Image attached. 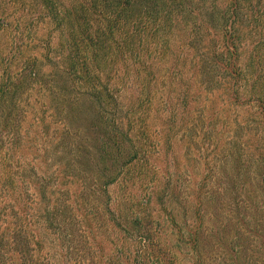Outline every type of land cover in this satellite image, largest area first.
I'll return each instance as SVG.
<instances>
[{"label": "rangeland", "instance_id": "rangeland-1", "mask_svg": "<svg viewBox=\"0 0 264 264\" xmlns=\"http://www.w3.org/2000/svg\"><path fill=\"white\" fill-rule=\"evenodd\" d=\"M191 1L193 16L198 18V23H204L199 26L202 34L199 52H183L179 44L180 32L176 29L171 37L174 39L170 44V50L165 51L164 56L162 53L159 56V65L155 67L156 79L144 75L141 80L136 77V73L130 76L121 73L111 81H106L103 77V84L113 92L114 99L119 104L117 114L121 128L128 130L132 127L135 131L140 129L142 121L143 130L148 136L145 141L148 165L145 164L146 170L139 168L138 171L143 172L145 177L137 178L136 181L128 178L127 180H130L126 183L109 187L110 208L114 220L119 217L117 210L119 204V210L125 211L133 206L142 218L153 223L151 230L154 243L157 244L156 248L146 246L139 257L135 249L132 260H139L140 263L144 256L151 255L152 257L148 258L153 261L166 249L168 254L163 264H195L198 260L193 257L188 247L189 243L187 245L186 242L191 238L188 229L193 228L197 220L194 212L197 197L202 193V222L208 231L201 236L208 254V262L205 264L227 263L223 259L227 258L226 252L220 253L221 258L217 259L219 262H209L214 257L215 250H220L219 239L227 237L228 241L233 237L234 231H231V236L230 234L226 236L224 231L227 219L231 221L229 229H232V224H238L246 230L245 233L251 238L249 244L252 250L258 251L251 253L256 264H264V81L262 89H252L255 76L258 75L255 73L259 70L256 47L248 41L249 36L239 44L238 69L241 72L239 79L243 86L241 90L238 88L232 90L231 76L228 73L221 76L222 70L214 65L216 52L214 44L223 39L220 30L224 25L220 13H216L214 8H218L219 11L225 9L231 0L205 2L189 0ZM238 1L242 8L236 14L240 23L235 26V33L241 35L242 39L247 34L260 36V29H255L257 27L252 20L264 14V0H255L256 3L252 7L245 0ZM13 9H16L15 13H20L17 10L19 6H13ZM213 12L216 14L213 15ZM180 28L186 27L180 25ZM49 32L51 26L48 27L47 22V25L41 26L39 32H36L35 40L28 39L25 33L24 42L10 47L12 49L15 47L16 52L27 51L31 55L46 53L47 51L40 49L44 46L41 44L42 39L47 38ZM4 39L13 40L7 33H4ZM53 44L56 45L55 40ZM53 52L50 58L40 59L39 65H42L43 73L48 74V71L57 70V57L60 51L57 48ZM261 53L264 54L263 51ZM222 55L228 59L227 63L231 64L227 50L220 46L216 56ZM209 63L217 66L214 70H217L218 75L215 73L213 76L209 70L210 74L207 80H204V76L199 73L203 66ZM135 69L137 68H133L132 71ZM141 81L147 84L145 88H148V91H141L143 87ZM153 94L155 96L150 102ZM254 99L260 100V104L252 103ZM57 103L58 101L53 102L50 110L56 111ZM139 103H142L140 109ZM24 108L22 138L17 142L14 137L12 142L13 148L16 149L14 152L6 145L8 150L2 154V158L6 159L4 164L6 163L7 169L12 172L15 186L0 185V236L21 219L32 222V231L42 224L46 226L47 221L38 214L39 210H36L33 196L38 198L37 202L45 210L48 206L50 209H61L66 202L72 205L75 190H80L74 183L79 180L78 177L74 178L76 174L73 171L78 165L72 164L67 167L74 155L68 153L66 148H60L61 153L55 156V150L50 149L57 125L52 126L53 134L48 135V124L57 123L59 116L53 118L48 113L47 92L33 90L26 97ZM61 165L64 167V173ZM68 172L73 173L71 178L60 177L68 175ZM131 174L138 177L137 172L135 174L133 171ZM83 182L92 191L94 185L90 173ZM202 186L205 190L201 191ZM139 203L141 204L138 207ZM100 204L97 207L100 208V212L105 213V206H102L104 204L101 201ZM84 210H87L88 216L92 219L94 230L91 232L90 228H87L86 235L89 238L74 242H80L79 246H84V249L79 255L67 253L66 258H63V264H70L72 259L78 258L86 259V264H96L99 259L96 255L97 247L100 243H103L106 253L103 256L105 258L101 257L100 261L107 260L111 255L121 261V257L128 259V254L122 248L125 246L124 241L129 240L120 233L122 230L130 231L129 226H132L125 224L122 230H118L110 225L107 229L111 223L109 222L100 227L99 222L93 218L97 208L87 206ZM4 211H8L7 214H3ZM60 215L59 219L62 220ZM104 216L106 222L109 221L108 215ZM79 219L83 221L81 215ZM72 224L69 221L68 224H62V227L70 229ZM84 224L87 223L81 222L82 227ZM115 224L119 222L116 221ZM180 229L182 235L179 233ZM48 246L52 256L57 251L53 244L46 241L47 250L42 255L43 258L47 256V259L41 258L43 264H48ZM24 247L26 250L23 249L22 257L25 264L26 260L31 261L32 251L26 244Z\"/></svg>", "mask_w": 264, "mask_h": 264}, {"label": "trees", "instance_id": "trees-1", "mask_svg": "<svg viewBox=\"0 0 264 264\" xmlns=\"http://www.w3.org/2000/svg\"><path fill=\"white\" fill-rule=\"evenodd\" d=\"M245 2L251 7L256 3L255 0H245ZM191 5L193 3L189 0H0V163H2L0 185L15 186L12 172L7 169L6 163L4 164L6 159L2 158V154L8 150L6 145L12 149V152L16 150L12 142L14 137L17 142L22 138L26 97L37 89L41 92L44 90L48 94V113L52 117L59 116L57 123L48 124V135L53 134L52 126L57 125L50 149L55 150V156L61 153L60 148H66L68 153L74 155L67 167L72 164L78 165L73 171L76 174L74 178L78 177L79 181L74 183L80 188L78 191L75 190L72 205L66 202L61 209H50L48 206L45 210L37 202L38 198L33 196L36 210H39L38 214L48 224L46 223V226L42 224L32 231V222L21 219L17 224L14 223L11 229L5 230L0 236V264H24L22 257L23 249L26 250L24 244L32 251L31 261L26 260L25 264H43L41 258L43 252L47 250L46 241L53 244V248L57 250L52 256L48 246V264H63V258H66L67 253L79 255L84 246H79L80 242H74L89 238L86 235L87 228H90L91 232L94 230L92 219L88 216L87 210H84L87 206L97 208L93 218L99 222L100 227L109 222L111 223L106 227L107 229L110 225L118 230H122L125 224L132 226H129L130 231L122 230L120 233L130 241L125 240V246L122 248L129 258L121 257V261L111 255L106 257L107 260L100 261L106 254L103 243H100L97 247L96 255L99 259L96 264H163L168 254L166 249L153 261L148 258L152 257L151 255L144 256L140 263L139 260H132L135 249L139 257L146 246H157L151 230L153 223L142 218L133 206L125 211L119 210V204L118 208L116 207L119 217L114 220L110 208L109 187L126 183L130 180H127L128 178L135 180L145 177L143 172L138 171L139 168L146 170L145 166L148 165L145 155V141L148 136L143 130L142 121L138 130L133 131L132 127L128 130L121 128L117 114L119 104L114 99L113 92L103 84V77L106 81H111L121 73L126 76L136 73V77L140 79L144 75L156 79L155 67L159 65V56L161 53L164 56L165 51L170 50V44L174 39L171 37L176 29L180 32L178 37L182 51L199 52L202 42L199 26L204 23H198V18L193 16L194 9ZM13 6H19L17 10L20 13H15L16 9H13ZM241 8L238 0H231L225 9L220 11L214 8L216 13H220L221 21L224 23L220 30L223 33V41L219 38L220 41L214 44L216 51L214 65L222 70L221 76L226 73L231 76L232 90L235 88L241 90L243 85L239 79L241 72L238 69L239 44L249 36L248 41L256 47L259 67L255 73L258 75L255 76L252 89H262L264 54L261 52H264V14L252 20L257 27L255 29H260L261 35L247 34L242 39L241 35L235 33V26L240 23L236 14ZM47 22L48 27L51 26V32L47 38L42 39L41 44L44 46L40 49L47 51L46 53L31 55L27 51L16 52L15 47L11 48L25 41V33L28 39L35 40L36 32H39L41 26L47 25ZM180 25L186 28L181 29ZM255 29L254 32L257 34ZM4 33L13 40H5ZM54 40L56 45L53 44ZM220 46L227 50L231 64L227 63L228 59H225V56H216ZM57 48L60 51L57 57V70L48 71V74L43 73L42 65H39L40 59L50 58ZM214 65L209 63L203 66L199 74L204 76V80H207L210 71L213 76L215 75L217 70L214 69L217 66ZM133 68L137 69L132 71ZM141 84L143 85L141 91H148V88H145L147 84L143 81ZM258 92L261 94L260 91ZM154 96V94L151 96L150 102ZM254 100L252 103L260 104V100ZM55 101H58L56 111H52L50 109ZM140 104L142 103H139V109ZM80 124L83 127L79 126ZM61 168L64 173L63 165ZM67 170L69 171L68 168ZM133 171L135 174L138 173V177L131 174ZM88 173L94 185L92 191L83 182ZM67 174L60 177L71 178L73 175L72 172ZM202 187L201 191L205 190ZM40 200L42 202L43 199ZM202 200L201 193V196L197 197L194 212L197 220L195 226L188 229L191 238L186 242L187 245L189 243L191 254L199 262L195 264L208 262L206 247L201 240V236L208 232L202 222ZM100 201L104 204L102 206H105V213L100 212V208L97 207L101 205ZM7 212L4 211L3 214ZM104 214L108 215L109 221L106 222ZM59 215L62 220L59 219ZM79 215L83 221L79 219ZM5 216L7 215H3ZM69 221L73 223L70 229L63 228L62 224H68ZM116 221L119 224L114 225ZM229 221L227 219L224 231L226 236L229 234L231 236V231H234L233 237L228 241L227 237L219 239L220 250H215L214 257L209 262H219L220 253L226 252L227 258H223L226 264H256L251 253L258 251L252 250L249 244L251 238L245 233L246 230L238 224H232V229H229L231 225ZM81 222L87 224L82 227ZM179 233L182 235L181 229ZM157 253L159 254V251ZM45 258L47 259V256ZM71 262L70 264H86L87 260L78 258L72 259Z\"/></svg>", "mask_w": 264, "mask_h": 264}]
</instances>
